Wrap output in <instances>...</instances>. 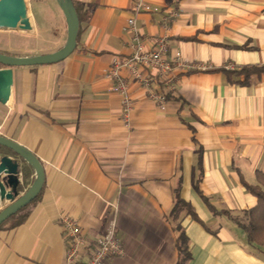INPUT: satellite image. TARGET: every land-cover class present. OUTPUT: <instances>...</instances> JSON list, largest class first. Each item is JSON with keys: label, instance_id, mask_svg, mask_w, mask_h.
Segmentation results:
<instances>
[{"label": "crops", "instance_id": "obj_1", "mask_svg": "<svg viewBox=\"0 0 264 264\" xmlns=\"http://www.w3.org/2000/svg\"><path fill=\"white\" fill-rule=\"evenodd\" d=\"M39 1L42 14L29 11L31 34L0 31L1 54L31 57L65 45L57 1ZM72 1L81 16L76 50L57 64L13 68V101L0 103V136L32 152L45 172L25 221L0 227V264H64L63 215L91 241L117 221L126 255L105 264H178L180 233L169 218L176 189L199 219H179L191 254L186 264H264V250L251 247L232 219L257 204L244 182L258 185L264 172V76L244 86L226 73L264 65V0ZM139 1L148 9L136 25L149 48L165 37L168 59L181 54L209 68L176 70L170 85L143 70L151 90L166 95L164 110L123 70L134 102L128 127L122 97L105 75L132 54L128 20ZM200 153L201 190L218 214L195 189ZM5 156L15 158L0 146V164ZM21 173L24 193L36 175L25 162ZM9 204L0 198V212Z\"/></svg>", "mask_w": 264, "mask_h": 264}, {"label": "built area", "instance_id": "obj_2", "mask_svg": "<svg viewBox=\"0 0 264 264\" xmlns=\"http://www.w3.org/2000/svg\"><path fill=\"white\" fill-rule=\"evenodd\" d=\"M147 9L148 7L143 1L136 3L134 15L128 20V28L132 35L130 42L132 54L126 59L114 60L105 75L108 80L114 82V91L122 97V116L128 127L134 109V102L129 92L130 82L122 75L123 70H127L133 80L148 90L149 99L164 110L166 95L151 90L153 78L144 75L143 70L153 71L155 74L154 80L166 82L170 85L176 70L189 72L194 70L204 71L209 68L200 64L187 63L182 60L181 54H177L172 60L168 59L165 37L155 38L152 41L153 47L149 48L148 41L141 39L136 25V15ZM177 16L178 12H173L172 17L176 18ZM168 89L172 91L173 87L169 86ZM21 182L23 185L22 178ZM61 224L68 239L64 264H105L109 258H122L126 255L125 247L117 236L116 220L110 221L103 235L95 241H91L86 237L79 222L70 216L63 215Z\"/></svg>", "mask_w": 264, "mask_h": 264}, {"label": "water", "instance_id": "obj_3", "mask_svg": "<svg viewBox=\"0 0 264 264\" xmlns=\"http://www.w3.org/2000/svg\"><path fill=\"white\" fill-rule=\"evenodd\" d=\"M67 22V41L58 51L31 57H13L0 53V103H12L14 96V73L16 67L45 66L66 60L77 48L80 19L72 0H56ZM0 31L31 34L33 29L26 0H0ZM0 146L11 150L15 158L5 156L0 164V198L10 204L0 212V227L19 211L34 202L45 182V172L40 160L20 144L0 136ZM21 162L35 172V180L24 193L20 192Z\"/></svg>", "mask_w": 264, "mask_h": 264}, {"label": "trees", "instance_id": "obj_4", "mask_svg": "<svg viewBox=\"0 0 264 264\" xmlns=\"http://www.w3.org/2000/svg\"><path fill=\"white\" fill-rule=\"evenodd\" d=\"M74 5L81 21L79 6L75 2ZM80 31L81 26L79 34ZM226 73L230 82L241 84L244 86H250L254 78L264 76V65L246 66L241 68L240 70L226 71ZM241 77L244 78L243 81L239 80ZM198 160V175H196V178L194 180L195 189L202 196L211 211L215 214H218L219 212L211 204L210 199L206 197L201 190V183L203 181L204 175L202 168V153H200ZM27 169L28 167L23 168L24 178H27ZM258 182L259 184L255 186L249 185L248 183L244 182L247 191L257 199V204L255 205V207L244 212L241 217L232 219L238 225V227L243 230L247 237L248 244L251 247L264 250V172L258 173ZM179 190L180 189H176L174 207L170 212L169 218L177 225V231L180 233L179 237L177 238V247L180 252V261L178 264H186L191 259V254L188 248V238L186 237L184 230L179 225V219L183 214L191 216L195 220L199 219L194 208L189 203L181 199ZM30 205H32V203L19 211L16 215L8 219L4 224H6L7 222H11L12 226L14 227L21 225L28 216V208ZM221 214L229 215L228 212H221Z\"/></svg>", "mask_w": 264, "mask_h": 264}, {"label": "rangeland", "instance_id": "obj_5", "mask_svg": "<svg viewBox=\"0 0 264 264\" xmlns=\"http://www.w3.org/2000/svg\"><path fill=\"white\" fill-rule=\"evenodd\" d=\"M27 1H28V8H29L30 13H31V9H32L35 12L36 16H39L40 14H42V13H40L41 1L31 0L33 8L31 7V3L29 2L30 0H27ZM53 5H56V2L53 1ZM56 47H59V46H56Z\"/></svg>", "mask_w": 264, "mask_h": 264}]
</instances>
